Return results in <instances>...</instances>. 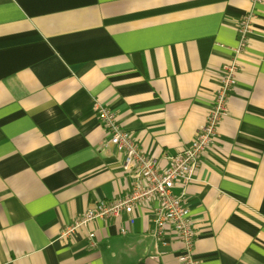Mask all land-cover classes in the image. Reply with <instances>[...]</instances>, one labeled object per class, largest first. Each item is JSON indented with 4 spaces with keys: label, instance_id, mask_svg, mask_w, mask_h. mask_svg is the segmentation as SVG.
<instances>
[{
    "label": "crops",
    "instance_id": "0c3cea01",
    "mask_svg": "<svg viewBox=\"0 0 264 264\" xmlns=\"http://www.w3.org/2000/svg\"><path fill=\"white\" fill-rule=\"evenodd\" d=\"M247 11L227 114L173 194L201 264H264V0H0V264H180L175 236L152 235L154 201L131 224L57 237L132 185L94 104L166 167L203 123Z\"/></svg>",
    "mask_w": 264,
    "mask_h": 264
},
{
    "label": "built area",
    "instance_id": "2783aa9c",
    "mask_svg": "<svg viewBox=\"0 0 264 264\" xmlns=\"http://www.w3.org/2000/svg\"><path fill=\"white\" fill-rule=\"evenodd\" d=\"M253 18V11H247L238 19L237 44L232 49L231 58L222 66L219 84L204 121L187 147L166 156V167H160L155 157L138 147L134 137L118 123L114 112L102 104H94L97 118L108 134L109 142L122 155V168L132 178V185L121 197L96 202L72 223L62 227L57 239L67 240L94 220L118 217L123 213L129 216L128 222L131 224L134 222L131 217L134 209L154 201L151 231L155 241L164 245V235L171 232L180 244L179 263L201 264L194 256L196 234L183 194L174 195L173 189L177 186L184 189L190 183L201 156L216 138L217 127L227 114L229 93L235 87L240 67L238 57L247 47ZM125 232V228L120 229V233ZM94 236L93 231L87 233L91 247L95 245Z\"/></svg>",
    "mask_w": 264,
    "mask_h": 264
}]
</instances>
